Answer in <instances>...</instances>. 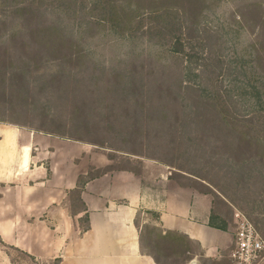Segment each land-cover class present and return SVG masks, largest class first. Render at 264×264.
<instances>
[{"label":"rangeland","instance_id":"374dc122","mask_svg":"<svg viewBox=\"0 0 264 264\" xmlns=\"http://www.w3.org/2000/svg\"><path fill=\"white\" fill-rule=\"evenodd\" d=\"M171 1L193 30L165 31L157 52L137 38L126 43L90 29L88 16L69 20L49 11L46 21L61 25V41L34 27L28 32L12 12L0 17V127L59 143L61 155L75 154L85 168L92 157V176L144 174L148 162L192 174L198 181L184 182L209 186L217 214L241 212L264 241V159L255 149L238 154L239 137L221 124L207 93L195 90L220 91L236 119H253L264 139V0ZM254 83L259 101L249 89ZM29 153L34 162L38 152ZM44 153L48 170L52 151ZM105 159L109 167L99 168ZM18 250L0 242V264L59 260ZM186 250L163 264H188Z\"/></svg>","mask_w":264,"mask_h":264},{"label":"crops","instance_id":"0c3cea01","mask_svg":"<svg viewBox=\"0 0 264 264\" xmlns=\"http://www.w3.org/2000/svg\"><path fill=\"white\" fill-rule=\"evenodd\" d=\"M44 148L52 151L48 170ZM30 150L38 152L34 162ZM58 150L60 144L52 140L0 127V240L5 245L61 264H156L152 256L163 264L183 256L184 248L192 257L188 264H232L236 211L230 217L217 214L209 186L186 184L188 175L148 162L144 174L104 172L88 181L81 190L86 211L73 215L71 193L97 164L86 154L85 168L75 154ZM109 165L105 159L99 168ZM87 223L89 229H80Z\"/></svg>","mask_w":264,"mask_h":264},{"label":"trees","instance_id":"16d2710c","mask_svg":"<svg viewBox=\"0 0 264 264\" xmlns=\"http://www.w3.org/2000/svg\"><path fill=\"white\" fill-rule=\"evenodd\" d=\"M171 3V0H0V17L12 12L14 16L22 19L21 26L26 28L28 32L29 29L34 27L38 32H46L48 35L52 34L59 37V41H61V25L57 22L48 24V21H46V15L49 11L65 15L69 20L71 18L80 20L83 16H88L89 20H86L85 24L90 29H102L109 36L116 38L117 41L125 40L126 43H131L132 40L137 38L136 41L141 40L142 44L146 43L152 51L157 52L161 42L159 39L165 31L171 30L175 33H182L184 29L187 31L193 30L192 25L194 24L187 20L186 12L182 13L179 10H174L170 5ZM206 9H208V6L205 5L203 13ZM83 26L84 23L80 24V27ZM138 34L143 38H139ZM251 50H255V46ZM158 53L161 55L162 51ZM163 57H166L167 60L174 58L173 54H169L168 51L163 53ZM220 65L223 68L222 62H220ZM249 89L252 98L259 101L262 95L261 87L259 88L254 83ZM195 90L207 93V98L212 100L213 105L217 108L221 124H224L227 130L234 131L236 137H239L238 154L243 156L245 155L244 151L255 149L259 152L258 158L264 159V139L261 138L258 132L260 128L253 124V119H236L227 106L228 104L224 103L225 99L220 91L213 89L210 92L208 89L201 87ZM259 118H262V116L259 115ZM252 133L258 137H255ZM242 160L245 163L248 161L244 157ZM190 175L192 176V174ZM97 176L88 173L86 176L79 178L78 188L71 193V213L73 215L86 211L81 201V190L88 181ZM191 176L188 177L189 180L198 181ZM82 220L86 223L87 217ZM87 229H89L88 223L83 230ZM17 251L19 250L17 249ZM26 256L31 258L28 255ZM152 258L156 264H161L155 256H152ZM191 259L192 257L188 256L185 260L190 261ZM56 264H61V260H57Z\"/></svg>","mask_w":264,"mask_h":264},{"label":"built area","instance_id":"2783aa9c","mask_svg":"<svg viewBox=\"0 0 264 264\" xmlns=\"http://www.w3.org/2000/svg\"><path fill=\"white\" fill-rule=\"evenodd\" d=\"M235 244L229 253L232 264H256L264 258V241L255 226L239 211L235 212Z\"/></svg>","mask_w":264,"mask_h":264}]
</instances>
